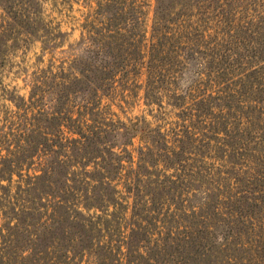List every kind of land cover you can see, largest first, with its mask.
Here are the masks:
<instances>
[{
	"label": "trees",
	"instance_id": "1",
	"mask_svg": "<svg viewBox=\"0 0 264 264\" xmlns=\"http://www.w3.org/2000/svg\"><path fill=\"white\" fill-rule=\"evenodd\" d=\"M4 2L0 59L49 56L6 94L0 264H264V0H154L149 32L143 0H98L66 48ZM135 87L155 122L111 110Z\"/></svg>",
	"mask_w": 264,
	"mask_h": 264
},
{
	"label": "rangeland",
	"instance_id": "2",
	"mask_svg": "<svg viewBox=\"0 0 264 264\" xmlns=\"http://www.w3.org/2000/svg\"><path fill=\"white\" fill-rule=\"evenodd\" d=\"M42 6V17L45 22L58 28L65 33V39L60 48H66L74 44L80 35L82 24L96 7L98 0H38ZM145 2V28L149 32L153 13L154 0H143ZM3 3L4 0H0ZM5 3V2H4ZM0 6V19L2 14ZM147 32V33H148ZM7 51L0 59V126L5 124V118L15 110L14 104L7 98V92H14L27 96L29 90L30 75L37 68L46 64L49 54H45L40 60L41 43L39 40H30L16 44L10 43L4 48ZM111 110L121 119L134 118L144 115L147 120L155 122L151 113L156 112V107L144 104L143 91L135 87L131 91L115 92L113 98L108 101ZM138 144L135 139L134 145Z\"/></svg>",
	"mask_w": 264,
	"mask_h": 264
}]
</instances>
